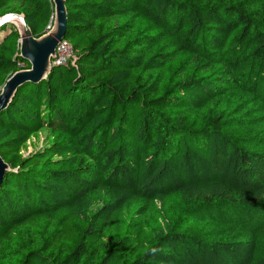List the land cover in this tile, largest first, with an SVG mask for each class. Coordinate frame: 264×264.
<instances>
[{"label":"trees","instance_id":"trees-1","mask_svg":"<svg viewBox=\"0 0 264 264\" xmlns=\"http://www.w3.org/2000/svg\"><path fill=\"white\" fill-rule=\"evenodd\" d=\"M64 4L74 58L0 111V264H264L239 231L264 215V0ZM8 13L38 38L53 0ZM19 37L0 23V88Z\"/></svg>","mask_w":264,"mask_h":264},{"label":"water","instance_id":"water-1","mask_svg":"<svg viewBox=\"0 0 264 264\" xmlns=\"http://www.w3.org/2000/svg\"><path fill=\"white\" fill-rule=\"evenodd\" d=\"M55 19L49 22V31L36 38L33 36L29 26L25 22L24 16L17 13H8L0 18V23L9 21L11 17H19L22 22V32L20 33V56L26 59L30 68L20 69L13 72L0 88V111L10 102L17 87L25 82H38L45 78L50 69V60L54 56L58 42L64 37L67 24V11L64 0H53ZM9 165L0 155V185Z\"/></svg>","mask_w":264,"mask_h":264},{"label":"rangeland","instance_id":"rangeland-1","mask_svg":"<svg viewBox=\"0 0 264 264\" xmlns=\"http://www.w3.org/2000/svg\"><path fill=\"white\" fill-rule=\"evenodd\" d=\"M53 20H54V16H53ZM9 21L15 25V27L17 28V30L20 34L22 32L23 26H22V23L19 22L18 18L14 16V17H11V19ZM53 25H54V22H53ZM53 25H52V27H50V29L53 28ZM50 29L47 28V31H49ZM235 216H239V215H235ZM244 227H245V229H242L243 232L240 230V228H239V231L242 234H244L245 237H247V238L253 237L257 243V246H258L257 254L258 255L264 254V215L262 217H260V219L258 221L255 222V225H248L247 224Z\"/></svg>","mask_w":264,"mask_h":264},{"label":"built area","instance_id":"built-area-1","mask_svg":"<svg viewBox=\"0 0 264 264\" xmlns=\"http://www.w3.org/2000/svg\"><path fill=\"white\" fill-rule=\"evenodd\" d=\"M74 58V50L69 41L61 39L55 48L54 56L50 60V64L66 62Z\"/></svg>","mask_w":264,"mask_h":264},{"label":"bare ground","instance_id":"bare-ground-1","mask_svg":"<svg viewBox=\"0 0 264 264\" xmlns=\"http://www.w3.org/2000/svg\"><path fill=\"white\" fill-rule=\"evenodd\" d=\"M18 18V20H19V22H21V19L19 18V17H17ZM54 19H55V16H54ZM22 23V22H21Z\"/></svg>","mask_w":264,"mask_h":264}]
</instances>
